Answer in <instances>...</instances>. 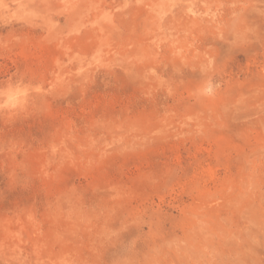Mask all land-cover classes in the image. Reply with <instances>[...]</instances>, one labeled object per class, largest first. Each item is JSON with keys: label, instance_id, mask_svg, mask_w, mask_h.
<instances>
[{"label": "rangeland", "instance_id": "374dc122", "mask_svg": "<svg viewBox=\"0 0 264 264\" xmlns=\"http://www.w3.org/2000/svg\"><path fill=\"white\" fill-rule=\"evenodd\" d=\"M0 264H264V0H0Z\"/></svg>", "mask_w": 264, "mask_h": 264}]
</instances>
